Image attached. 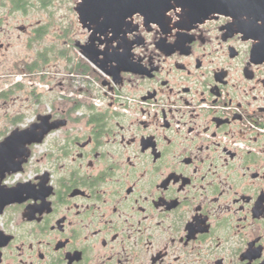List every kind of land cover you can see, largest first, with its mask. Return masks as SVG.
I'll return each instance as SVG.
<instances>
[{
	"label": "flooded vegetation",
	"instance_id": "obj_1",
	"mask_svg": "<svg viewBox=\"0 0 264 264\" xmlns=\"http://www.w3.org/2000/svg\"><path fill=\"white\" fill-rule=\"evenodd\" d=\"M78 1L14 63L51 95L19 128L57 127L0 179V264H264V11L174 6L101 33Z\"/></svg>",
	"mask_w": 264,
	"mask_h": 264
},
{
	"label": "rangeland",
	"instance_id": "obj_2",
	"mask_svg": "<svg viewBox=\"0 0 264 264\" xmlns=\"http://www.w3.org/2000/svg\"><path fill=\"white\" fill-rule=\"evenodd\" d=\"M2 1L0 0V27L9 29L11 37L9 33L0 37L10 43L6 50L0 51V137L2 132L9 131L15 125L23 127L29 124L36 113L50 110L48 75L28 74L22 72L21 68L17 71L14 63H31L32 50L36 47L48 51L53 40L57 39L55 36L62 30L63 14L67 13V6L77 0H45L47 6L39 8L36 0H27L30 4H27L28 8L23 11L24 14L18 10L11 14V1L6 0L4 3L8 2L7 4ZM20 25H38L39 29L37 33L31 29L22 33L18 29ZM36 37L38 39L34 40ZM46 57H43L42 66L47 65ZM15 120H18V123Z\"/></svg>",
	"mask_w": 264,
	"mask_h": 264
},
{
	"label": "water",
	"instance_id": "obj_3",
	"mask_svg": "<svg viewBox=\"0 0 264 264\" xmlns=\"http://www.w3.org/2000/svg\"><path fill=\"white\" fill-rule=\"evenodd\" d=\"M174 6L195 9L198 16H205L214 11H223L225 8L256 12L264 11V0H79L75 7L81 24L90 21L96 24L94 32H105L112 27L114 33L123 32V27L128 24L126 19L135 13H140L144 18L152 19L163 17L165 12ZM89 27V25H87ZM96 53H87L85 56L92 62ZM48 115L41 114L40 128L36 124H30L25 128H14L9 134L0 140V179L5 173H15L22 170V164L26 162L30 154L29 146L39 143L50 129L57 125L46 122ZM18 185V194L20 193ZM16 195L17 191L8 192ZM7 194V193H6ZM14 199H5L3 204Z\"/></svg>",
	"mask_w": 264,
	"mask_h": 264
},
{
	"label": "trees",
	"instance_id": "obj_4",
	"mask_svg": "<svg viewBox=\"0 0 264 264\" xmlns=\"http://www.w3.org/2000/svg\"><path fill=\"white\" fill-rule=\"evenodd\" d=\"M17 4H18V2H17Z\"/></svg>",
	"mask_w": 264,
	"mask_h": 264
}]
</instances>
